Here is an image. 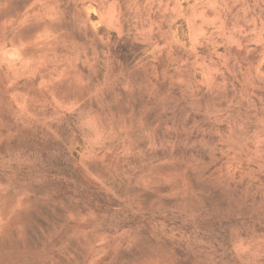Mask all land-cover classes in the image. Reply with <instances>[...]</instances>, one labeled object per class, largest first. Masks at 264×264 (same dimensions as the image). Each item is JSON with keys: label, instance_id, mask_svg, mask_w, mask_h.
<instances>
[{"label": "rangeland", "instance_id": "rangeland-1", "mask_svg": "<svg viewBox=\"0 0 264 264\" xmlns=\"http://www.w3.org/2000/svg\"><path fill=\"white\" fill-rule=\"evenodd\" d=\"M0 264H264V0H0Z\"/></svg>", "mask_w": 264, "mask_h": 264}]
</instances>
